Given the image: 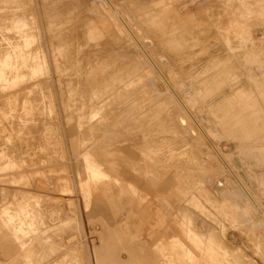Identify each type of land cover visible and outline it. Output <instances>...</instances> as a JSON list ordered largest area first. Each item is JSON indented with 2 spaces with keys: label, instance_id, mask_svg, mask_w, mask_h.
<instances>
[{
  "label": "rangeland",
  "instance_id": "1",
  "mask_svg": "<svg viewBox=\"0 0 264 264\" xmlns=\"http://www.w3.org/2000/svg\"><path fill=\"white\" fill-rule=\"evenodd\" d=\"M261 70L264 0H0V205L38 220L27 264H153L154 241L264 264Z\"/></svg>",
  "mask_w": 264,
  "mask_h": 264
},
{
  "label": "crops",
  "instance_id": "2",
  "mask_svg": "<svg viewBox=\"0 0 264 264\" xmlns=\"http://www.w3.org/2000/svg\"><path fill=\"white\" fill-rule=\"evenodd\" d=\"M261 71H262V73L260 74V76L264 77V70H261ZM254 75H257V74H254ZM259 83H260V85H259ZM259 83H258V85H256L259 87L258 90H260L261 92H264V84H263L264 81H263V79ZM2 155L6 156V153L4 151H0V157ZM5 163H6V159L4 161H2V159H0V176L3 172H6V170H4ZM101 172L106 177H108V174L106 173V171L103 168H101ZM12 182L16 183L17 180L13 179ZM131 191H132L133 196L130 199L134 198V195H136V198H138V199L143 198V196H141V194L137 191V189L135 187H131ZM88 198H90V197L89 196L88 197L83 196V199L85 200V207H86V205L89 206V200L90 199H88ZM8 204H13V205L18 204L20 206H23L24 205V199H23V197L20 199H16V196H15L13 201H9V202H6V203L0 205V235L6 236V238H7L6 242L8 241L15 246L13 252H12V250L11 251L5 250V252H3L5 258L3 260H1L0 264H27V261L24 259L23 256H21L22 248L23 249L27 248L28 245L31 243V241H33L35 239L36 233L34 231H30L29 227L31 225H36L38 220H37V218H34V219L27 218L24 220V224H21L19 221H14V223L10 224L8 222L7 217L4 214H2V209L5 206H7ZM51 213L54 214V211H52ZM121 221H122L121 223L125 222L123 220H121ZM64 223L65 222H63L62 224H64ZM59 225H61V224H59ZM52 228L55 229L54 226ZM167 229L168 228H166V230H164V231L166 232ZM47 230L43 232L44 234H42V236L48 235ZM170 230H172V228ZM196 232L198 233L199 236H210V234L208 233V232H210L209 230H206L205 231L206 233H205V232H202V231L196 229ZM163 236L165 238L164 241H166V244L174 245L176 248H179L180 244L183 243L182 234L180 233V230H179V232H175L172 234L164 233ZM135 237H137V236L134 234L131 235V238H135ZM161 242L162 241L151 242V245L153 246V250L156 253V256H154L152 263L153 264H176L177 261L174 260V256L172 254L176 255L177 250H170L167 248V246L165 244H163ZM211 247L214 250L212 255L215 259H217V261H219L222 257L224 259V255H225V252L227 249L231 250V248L227 247L225 244L223 246L218 245V246H211ZM179 251L183 254L184 259L187 260V255H186L187 253L183 250H180V249H179ZM233 251L236 252V249ZM94 252H95L96 264H98V262L100 260L105 259L102 256H100V253L97 251V249ZM226 256H229V255H226ZM227 258L229 260L231 259V257H227ZM233 259H234V264H241V262L236 263V259L234 257H233ZM28 264H30V262ZM244 264H246V263L244 262Z\"/></svg>",
  "mask_w": 264,
  "mask_h": 264
},
{
  "label": "bare ground",
  "instance_id": "3",
  "mask_svg": "<svg viewBox=\"0 0 264 264\" xmlns=\"http://www.w3.org/2000/svg\"><path fill=\"white\" fill-rule=\"evenodd\" d=\"M106 1V0H105ZM14 3V2H13ZM16 5V4H15ZM14 6V5H13ZM27 6V5H26ZM111 6V10L110 11H113V9H114V7H113V9H112V5H110ZM22 9V8H21ZM115 10V9H114ZM116 11V10H115ZM114 12V11H113ZM26 14V13H25ZM22 15V14H21ZM24 16V15H23ZM117 16L119 17V19H120V21H121V25H119V23L117 22L116 24H118V30H120V31H128L129 30V28H128V26H127V24H126V22L122 19V17H120V15H118L117 14ZM27 22V21H26ZM24 23V22H23ZM26 26V25H25ZM23 27V26H22ZM27 28V27H26ZM21 29V28H20ZM19 29V30H20ZM23 29V28H22ZM18 30V29H17ZM16 30V31H17ZM24 30V29H23ZM19 32V31H18ZM28 33H29V31H27ZM23 33H24V31H23ZM22 32H21V35L20 34H17V35H20V36H22V34H23ZM25 33H26V31H25ZM128 33H130V32H128ZM128 33H127V35H128ZM29 35V34H28ZM131 35V34H130ZM7 36V35H6ZM24 36V35H23ZM27 36V35H26ZM133 39V38H132ZM139 41V40H138ZM136 42V41H135ZM139 44V43H138ZM146 53V52H145ZM182 102V101H181ZM182 104H183V102H182ZM195 124V123H194ZM198 126V125H197ZM201 129V128H200ZM201 131V130H200ZM197 132V131H196ZM199 132V131H198ZM198 134V133H197ZM203 134V133H202ZM206 135V134H205ZM264 142V141H263ZM258 143V142H257ZM257 145V144H256ZM97 148V147H96ZM255 148V147H254ZM253 148V149H254ZM252 149H250V151H251ZM248 153V152H247ZM219 156V155H218ZM220 157L221 158H223L221 155H220ZM223 160V159H222ZM255 164H257V165H259V164H264L263 163V161L260 159V160H257V162H255ZM228 165V164H227ZM226 165V166H227ZM228 168H230V167H228ZM227 168V169H228ZM228 170H230L231 171V169H228ZM233 175V180H234V182H236L238 185H239V187L242 189V191L244 192V194H245V196H246V199H247V201H248V205H249V210H250V212H253V211H255L256 209L258 210V211H260L259 209V207H258V204H257V200H258V198H257V195L256 194H254V193H251V192H249L247 189H246V187L244 186V183H242V181L237 177V176H235V174L233 173V171L231 172ZM262 175H264V174H262ZM225 180H224V178L223 179H218L217 181H216V183L217 184H221V183H223ZM258 183L260 184V185H262V184H264V177L262 176L259 180H258ZM261 212V211H260ZM206 233V232H205ZM223 250V249H222ZM42 253V252H41ZM210 253V252H209Z\"/></svg>",
  "mask_w": 264,
  "mask_h": 264
}]
</instances>
